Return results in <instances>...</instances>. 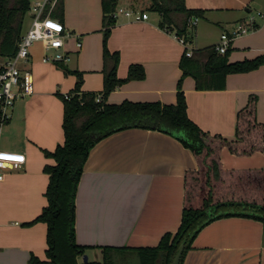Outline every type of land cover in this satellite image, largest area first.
I'll return each mask as SVG.
<instances>
[{
    "label": "crops",
    "instance_id": "0c3cea01",
    "mask_svg": "<svg viewBox=\"0 0 264 264\" xmlns=\"http://www.w3.org/2000/svg\"><path fill=\"white\" fill-rule=\"evenodd\" d=\"M185 3L201 10L193 15L199 18L197 25H188L183 36L192 56L185 54L174 27L171 31L162 27L163 16L151 7V0H119L117 9L133 10L135 15L115 17L107 48L119 52V78L128 76L131 64L142 65L145 76L127 80L105 95L102 0H64L61 23L69 33L65 45L56 50L47 49L42 41L34 43L20 65L27 93L16 100L12 118L0 133V151L24 156L23 162L0 161V264H32V255L46 258L47 223L33 221L48 204L46 167L55 159L46 153L65 140L64 98L59 94L75 92L77 72L83 77L80 93L100 94L106 104L125 100L175 104L181 81L189 118L228 140L239 139L238 113L256 96V119L264 125V64L229 73L223 89H197L195 78L183 76L180 65L187 57L206 58L204 49L215 47L223 33H231L252 15L257 27L232 41L228 60L262 55L264 0ZM143 12L148 18L136 19ZM30 23L29 11L24 32ZM59 54L64 57L59 59ZM219 161L226 170L264 168V152L240 155L224 146ZM197 167L196 155L179 136L159 129L126 128L97 142L75 197L76 242L87 246L78 263L139 264L125 257L137 254L140 260L137 248L158 246L165 233L178 230L186 172ZM256 215L264 217L258 211ZM182 264H264V219L237 214L213 219L198 232Z\"/></svg>",
    "mask_w": 264,
    "mask_h": 264
},
{
    "label": "trees",
    "instance_id": "16d2710c",
    "mask_svg": "<svg viewBox=\"0 0 264 264\" xmlns=\"http://www.w3.org/2000/svg\"><path fill=\"white\" fill-rule=\"evenodd\" d=\"M151 7L163 16L162 27L176 29L178 36L187 32L189 18L201 12L189 9L185 0H151ZM119 0H102L104 22V93L109 94L130 79L143 78L144 67L131 64L128 76H117L119 52L107 48V39L116 18ZM30 0H0V56L15 54L18 40L24 33ZM53 16L64 17V0H59ZM206 58L181 60L183 76L195 78L197 89H223L229 73L248 72L264 64V53L255 59L230 63L229 50L222 54L215 47L204 49ZM185 57V56H184ZM75 92L64 98L65 140L47 155L55 163L46 167L50 183L46 191L48 204L33 221L47 223L46 258L32 255V264H79L78 256L87 246L78 244L75 237V197L78 182L91 148L110 134L131 127L159 129L177 134L198 159V167L189 169L185 176V195L182 221L175 233L167 232L158 246L137 248L142 264H171L180 243L185 242L180 264L198 232L217 217L247 215L264 219V168L226 170L219 161L222 147L233 153L249 155L264 152V125L256 119V96L238 113V140H228L197 126L187 114V103L181 81L177 102L162 106L159 102H132L106 104L96 101L95 93H80L83 77L77 72ZM245 209L246 211H242ZM249 209L255 210L247 212ZM211 212V216L210 213ZM214 212V213H213ZM213 213V215H212Z\"/></svg>",
    "mask_w": 264,
    "mask_h": 264
},
{
    "label": "built area",
    "instance_id": "2783aa9c",
    "mask_svg": "<svg viewBox=\"0 0 264 264\" xmlns=\"http://www.w3.org/2000/svg\"><path fill=\"white\" fill-rule=\"evenodd\" d=\"M59 0H34L30 4L31 23L28 29L22 34L18 40L17 49L13 56H0V133L1 129L12 118V111L16 100L23 97L27 93L26 81L21 78V63L29 58L31 48L36 41H42L47 49H60L65 45V38L69 35L64 25L53 16V11ZM124 13L128 16L135 15L133 10L125 8L116 9L114 16ZM264 16V15H260ZM148 18V13L143 12L142 15H136V19ZM199 18L192 16L189 18L188 25H197ZM257 27L255 16H249L244 24L235 28L231 33H223L221 40L216 44L215 48L218 52L224 54L230 48L232 41L243 34H246ZM180 44L185 49L187 56H192L193 51L189 48L187 40L183 36L175 34ZM81 43H78L80 46ZM64 56L58 55L59 59ZM45 57L44 60H49ZM72 94L66 93L64 97L70 99ZM97 102H102V96H96ZM0 161L23 162L24 156L14 153L0 151ZM3 174H0V180Z\"/></svg>",
    "mask_w": 264,
    "mask_h": 264
},
{
    "label": "water",
    "instance_id": "95a60500",
    "mask_svg": "<svg viewBox=\"0 0 264 264\" xmlns=\"http://www.w3.org/2000/svg\"><path fill=\"white\" fill-rule=\"evenodd\" d=\"M185 242L180 243L174 257L172 258L171 264H180L181 256L184 251ZM84 259L87 260V256H84Z\"/></svg>",
    "mask_w": 264,
    "mask_h": 264
},
{
    "label": "rangeland",
    "instance_id": "374dc122",
    "mask_svg": "<svg viewBox=\"0 0 264 264\" xmlns=\"http://www.w3.org/2000/svg\"><path fill=\"white\" fill-rule=\"evenodd\" d=\"M31 1H34V0H31ZM37 42V41H36ZM35 42V43H36ZM126 259H127V261H129V260H132L133 262L135 261V262H137V263H139V264H141V261L139 260V257L137 256V254H134V255H128L127 257H125Z\"/></svg>",
    "mask_w": 264,
    "mask_h": 264
}]
</instances>
